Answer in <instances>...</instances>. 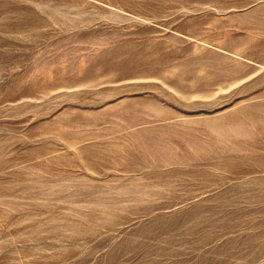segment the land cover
Masks as SVG:
<instances>
[{
    "label": "rangeland",
    "instance_id": "1",
    "mask_svg": "<svg viewBox=\"0 0 264 264\" xmlns=\"http://www.w3.org/2000/svg\"><path fill=\"white\" fill-rule=\"evenodd\" d=\"M0 264H264V0H0Z\"/></svg>",
    "mask_w": 264,
    "mask_h": 264
},
{
    "label": "bare ground",
    "instance_id": "2",
    "mask_svg": "<svg viewBox=\"0 0 264 264\" xmlns=\"http://www.w3.org/2000/svg\"><path fill=\"white\" fill-rule=\"evenodd\" d=\"M226 83V82H225Z\"/></svg>",
    "mask_w": 264,
    "mask_h": 264
}]
</instances>
